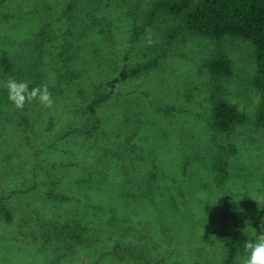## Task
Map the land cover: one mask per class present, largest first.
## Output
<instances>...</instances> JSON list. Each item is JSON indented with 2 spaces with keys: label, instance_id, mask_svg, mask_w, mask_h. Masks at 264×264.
I'll return each instance as SVG.
<instances>
[{
  "label": "rangeland",
  "instance_id": "1",
  "mask_svg": "<svg viewBox=\"0 0 264 264\" xmlns=\"http://www.w3.org/2000/svg\"><path fill=\"white\" fill-rule=\"evenodd\" d=\"M157 1L0 0V197L12 211L0 217V264H225L226 237L262 234L255 46L164 9L145 26ZM219 53L234 70L221 90L207 66ZM10 78L47 84L54 107L17 109ZM215 96L248 118L216 130Z\"/></svg>",
  "mask_w": 264,
  "mask_h": 264
},
{
  "label": "trees",
  "instance_id": "2",
  "mask_svg": "<svg viewBox=\"0 0 264 264\" xmlns=\"http://www.w3.org/2000/svg\"><path fill=\"white\" fill-rule=\"evenodd\" d=\"M76 0H71L70 6ZM71 9V7H70ZM69 9V10H70ZM159 9H164L182 18L183 23L190 29L215 39L225 36H241L253 42L256 50V74L253 84L259 90L262 98L261 107L257 115L258 126L264 125V0H158L150 10L147 26L156 16ZM145 29L141 27L140 30ZM173 36V35H172ZM156 59L144 64L124 66L118 80L127 79L143 70L155 65ZM207 66L216 80L217 89H223V80L233 74L231 60L225 54L212 56ZM105 95L98 96L91 105V110L96 112L100 102L106 100ZM211 121L213 127L220 132L234 130L237 125L243 123L247 113L241 110L237 104L224 97L212 99ZM100 120L94 122L92 129L98 128ZM217 165L225 170L224 161L219 158ZM0 217L12 220V211L0 197ZM254 225L259 233H264V209L255 215ZM73 239L80 240L82 232L72 231ZM248 239H255L244 230H239L225 238L226 257L225 264H235L236 257L244 243ZM156 264V263H153Z\"/></svg>",
  "mask_w": 264,
  "mask_h": 264
},
{
  "label": "clouds",
  "instance_id": "3",
  "mask_svg": "<svg viewBox=\"0 0 264 264\" xmlns=\"http://www.w3.org/2000/svg\"><path fill=\"white\" fill-rule=\"evenodd\" d=\"M147 41L149 45L153 43L150 33L147 36ZM5 87L9 100L17 109L22 110L26 104L33 101H38L45 108L54 107L52 93L47 84L30 88L28 82L10 78ZM244 252L245 255L241 258L240 264H264V233L255 236V239L246 240Z\"/></svg>",
  "mask_w": 264,
  "mask_h": 264
}]
</instances>
